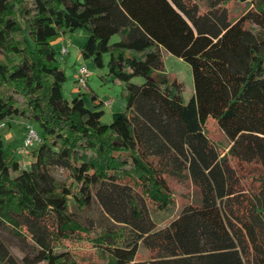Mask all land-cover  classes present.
<instances>
[{"label":"trees","instance_id":"trees-1","mask_svg":"<svg viewBox=\"0 0 264 264\" xmlns=\"http://www.w3.org/2000/svg\"><path fill=\"white\" fill-rule=\"evenodd\" d=\"M230 1L0 0V122L22 116L41 138L24 168L0 137V220L35 248L19 258L0 237V264H264V1L239 17ZM78 29L82 56L102 68L109 53L125 84V114L111 123L83 90L64 95L53 41ZM164 51L191 64L189 101ZM210 116L233 142L225 153ZM232 159L262 167L258 187ZM169 177L195 192L159 227L151 210L176 205ZM95 201L111 225L86 221Z\"/></svg>","mask_w":264,"mask_h":264},{"label":"rangeland","instance_id":"rangeland-1","mask_svg":"<svg viewBox=\"0 0 264 264\" xmlns=\"http://www.w3.org/2000/svg\"><path fill=\"white\" fill-rule=\"evenodd\" d=\"M264 0H231L230 7L232 15L239 17L246 10L253 8L254 5H257ZM256 10H260L255 7ZM255 28H260L258 24H254ZM121 36L119 34L115 35L112 38V42L120 40ZM87 39V33L78 29L75 32L67 33L66 37H57L54 39L53 44L58 50H62L63 46L68 45L69 51L61 56L62 68L65 70L68 80L64 84V95L69 100L75 98L78 94L74 92L75 87H77L75 80V73L77 72L81 64H86L88 68L92 71V75L88 80V87L85 88L82 93H84V98L88 107L97 110H103L104 114L102 120L105 123L113 122L119 115L125 114L127 100L122 95V90L124 87V82L116 79L113 75L109 73L108 61L110 59V54L107 53L104 55L105 66L100 68L97 67L93 59H85L82 56L81 48ZM163 59L165 64V71L172 79H178L183 83V96L186 101H189L192 96L195 94V83L193 68L190 63L185 61L183 58H180L169 51H164ZM146 81L143 76H135L132 79V82L142 85ZM96 95L97 102L93 101V96ZM111 101V106L108 105ZM28 122L22 116H16L11 118L8 122H0V137L4 141L10 142L14 145L15 153L17 157L21 160L22 165H25L26 162L33 161V156L30 150L28 157L24 160L22 156L18 153L20 143L22 142L24 135L26 133V127ZM37 129V125H34ZM206 131L209 137L214 141V143L223 151L227 152L229 147L232 145V141L221 129L217 121L213 117H209L206 122ZM231 162L237 169L240 174L244 176V184L246 187H258L259 175L262 173V167L256 163H246L240 162V160L232 159ZM30 166V164H29ZM56 175L65 180L68 176L62 171H56ZM169 182L173 187L174 196L176 199V205L165 212H158L154 209L151 210V215L156 221L159 227L167 226L171 220L176 218L185 207V205L191 201V198L194 197V184L191 181L179 182L175 179L169 177ZM73 203V199H70ZM73 207V206H72ZM88 216H94L98 220L96 224L99 225H111L113 222L110 221L105 214L102 212L101 207L97 201L93 205V209L89 212H86ZM88 217L86 221H89V224H92L93 221ZM94 221V222H95ZM0 237L8 245L11 252L19 258H23L26 254L35 253V248L31 242L25 241L18 235H16L9 226L0 220ZM150 253L148 249L143 245L139 246L138 258L145 259L149 257Z\"/></svg>","mask_w":264,"mask_h":264},{"label":"built area","instance_id":"built-area-1","mask_svg":"<svg viewBox=\"0 0 264 264\" xmlns=\"http://www.w3.org/2000/svg\"><path fill=\"white\" fill-rule=\"evenodd\" d=\"M61 54L62 57L69 51L68 45L63 46ZM92 75V71L88 68L86 64H81L75 73V80L77 84V88L79 90H83L88 87V80ZM111 106V102L108 103ZM40 134L38 129L32 123H28L26 127V133L24 135L23 141L19 147L18 153L22 156V159H26L30 150L40 142ZM30 164V161L26 162L23 165L24 168H27Z\"/></svg>","mask_w":264,"mask_h":264},{"label":"crops","instance_id":"crops-1","mask_svg":"<svg viewBox=\"0 0 264 264\" xmlns=\"http://www.w3.org/2000/svg\"><path fill=\"white\" fill-rule=\"evenodd\" d=\"M66 35H67V34H60L59 37H64V38H65ZM83 90H84V89H83ZM74 92L77 93V94H79V93H80V90H79L77 87H75ZM109 102H111V101H109ZM22 141H23V140H22ZM21 143H22V142H21ZM21 143H20V144H21Z\"/></svg>","mask_w":264,"mask_h":264}]
</instances>
